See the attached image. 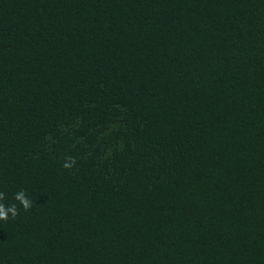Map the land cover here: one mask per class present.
<instances>
[{
  "label": "trees",
  "instance_id": "obj_1",
  "mask_svg": "<svg viewBox=\"0 0 264 264\" xmlns=\"http://www.w3.org/2000/svg\"><path fill=\"white\" fill-rule=\"evenodd\" d=\"M0 191V264H264V0H0Z\"/></svg>",
  "mask_w": 264,
  "mask_h": 264
},
{
  "label": "clouds",
  "instance_id": "obj_2",
  "mask_svg": "<svg viewBox=\"0 0 264 264\" xmlns=\"http://www.w3.org/2000/svg\"><path fill=\"white\" fill-rule=\"evenodd\" d=\"M67 166V165H66ZM5 199V193L0 191V201ZM14 199L19 202L25 211L32 207V201L29 199L24 190H20L14 196ZM19 214V210L16 204L5 205L0 202V220L7 221L9 216L15 218Z\"/></svg>",
  "mask_w": 264,
  "mask_h": 264
}]
</instances>
